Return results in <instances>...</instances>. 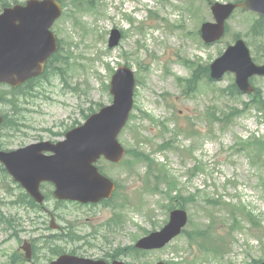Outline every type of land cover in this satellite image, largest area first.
Here are the masks:
<instances>
[{
	"label": "rangeland",
	"instance_id": "374dc122",
	"mask_svg": "<svg viewBox=\"0 0 264 264\" xmlns=\"http://www.w3.org/2000/svg\"><path fill=\"white\" fill-rule=\"evenodd\" d=\"M2 1L14 6L27 0ZM59 1L64 13L53 31L61 46L45 74L17 92L0 86V115L6 119L0 149L63 140L88 116L112 105L110 83L125 65L137 82L131 119L119 136L128 155L121 164L98 162L118 186L110 200L58 202L53 188L45 186V206L62 227L58 232L0 167V264H9V257L22 264L16 251L24 254L20 249L30 241L43 261L70 253L131 264L264 263V113L256 106L244 109L248 96L221 94L235 83L233 74L219 82L204 80L208 86L201 82L190 96L183 95L178 81L195 70L184 60L210 66L234 45L236 35L264 64V35L254 39L250 34L258 16L237 10L226 37L206 46L198 32L203 20L214 21L208 2L238 0H92L94 8ZM114 28L123 31V38L110 49ZM252 82L264 102V78ZM210 112L237 114L223 123L209 120ZM193 126L198 134H192ZM176 193L183 204L175 206L185 208L190 219L185 232L162 250L137 254L136 242L168 223L169 197ZM209 227L212 239L205 244L191 235ZM202 244L219 253L203 250Z\"/></svg>",
	"mask_w": 264,
	"mask_h": 264
},
{
	"label": "water",
	"instance_id": "95a60500",
	"mask_svg": "<svg viewBox=\"0 0 264 264\" xmlns=\"http://www.w3.org/2000/svg\"><path fill=\"white\" fill-rule=\"evenodd\" d=\"M238 8L264 15V0L213 5L216 23L202 26L203 40L208 44L220 40L225 34L227 20ZM61 15L62 7L55 0H31L25 7L18 5L0 16V83L18 87L44 72L48 59L58 51L56 38L50 29ZM121 38V33L113 30L109 47H117ZM211 70L212 78L218 80L226 72L232 71L239 90L247 94L255 91L250 78L264 76V65L259 66L253 61L243 40L229 47L226 54L211 66ZM135 87L133 71L126 66L120 67L112 80V106L101 109L83 126L67 133L63 142L55 145L45 142L11 152L0 151V162L39 203L44 201L40 184L45 181L56 186L54 195L60 200L86 204L111 198L115 183L99 172L96 163L102 157L113 163H121L126 156L127 152L118 137L129 121ZM2 122L0 116V124ZM45 152L54 155L47 156ZM187 223V213L175 210L171 213L170 222L161 231L144 237L136 247L143 250L161 249L180 235ZM29 248V245L24 247L28 257ZM50 264L127 263H107L63 255Z\"/></svg>",
	"mask_w": 264,
	"mask_h": 264
},
{
	"label": "trees",
	"instance_id": "16d2710c",
	"mask_svg": "<svg viewBox=\"0 0 264 264\" xmlns=\"http://www.w3.org/2000/svg\"><path fill=\"white\" fill-rule=\"evenodd\" d=\"M250 34H251V36H252L254 39H256V38H260V37L264 34V19H263V18H260V17H259V18L253 23V25L251 26ZM263 57H264V50H263ZM208 71H209L208 68L204 69V70H203L204 73H202V77L205 76L206 74H208ZM199 73H200L199 71H196L195 74H194V76H193V78H192L191 80H188V81H187L188 86H189L192 90H194V89L197 88L195 84L197 83V81H198V79H199ZM231 90H232V93H233V92H237V89H236L235 86H232V87H231ZM15 91H16V90H15ZM231 115H234V114H230V116H231ZM220 118H221V117H219V118H217V119L219 120ZM221 121L227 122V119H221ZM143 156H144L149 162H151L149 156H147V155H145V154H143ZM182 199H183V197H181V196L178 197V198H175V200L178 201V203L183 204V203L181 202ZM179 200H180V201H179ZM253 222H254V221H253ZM254 224H256V222H254ZM210 230H211V227H209V228H207V229H205V230H199V231H197L195 234H191V235H194V236L200 238V239L202 240V243L205 244L206 242H208V241H210V240L212 239V234L210 233ZM204 244L201 245V248H202L203 250H205V251H213V252H215V253H219L218 250H214V249H212V248H210V247H206V246H204ZM255 264H256V262H255Z\"/></svg>",
	"mask_w": 264,
	"mask_h": 264
},
{
	"label": "flooded vegetation",
	"instance_id": "af4514ba",
	"mask_svg": "<svg viewBox=\"0 0 264 264\" xmlns=\"http://www.w3.org/2000/svg\"><path fill=\"white\" fill-rule=\"evenodd\" d=\"M4 8H5V3L4 2L0 3V11H2ZM258 92H259V90L257 89L256 93H258ZM20 254L23 255L22 253H20ZM34 261H36V258L34 259ZM9 264H12L11 259H9Z\"/></svg>",
	"mask_w": 264,
	"mask_h": 264
}]
</instances>
